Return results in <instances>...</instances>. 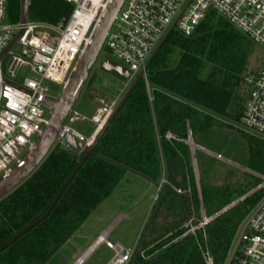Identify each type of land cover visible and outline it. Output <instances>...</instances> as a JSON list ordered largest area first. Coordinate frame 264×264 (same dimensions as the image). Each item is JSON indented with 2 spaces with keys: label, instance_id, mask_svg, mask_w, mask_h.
<instances>
[{
  "label": "trees",
  "instance_id": "trees-1",
  "mask_svg": "<svg viewBox=\"0 0 264 264\" xmlns=\"http://www.w3.org/2000/svg\"><path fill=\"white\" fill-rule=\"evenodd\" d=\"M11 1V0H8ZM12 9L19 19L18 0ZM29 21L65 24L72 6L59 0H28ZM189 37L170 30L154 59L113 118L103 136L67 185L47 218L0 253V264H45L88 216L132 173L161 193L128 264H205L200 247L212 264H223L240 223L255 208L263 191L240 201L207 224L194 237L181 225L198 213V197L190 151L192 140L221 126L240 123L246 97L239 93L252 42L217 13L209 12ZM17 19V20H18ZM245 93V92H244ZM220 122V123H219ZM171 135L173 139H167ZM248 168L264 175V142L249 136ZM27 179L0 200V248L43 217L83 158L79 151L58 146ZM250 187V186H249ZM246 189L200 183L207 217ZM181 192V193H178ZM186 192H189L186 193ZM200 246V247H199Z\"/></svg>",
  "mask_w": 264,
  "mask_h": 264
},
{
  "label": "built area",
  "instance_id": "built-area-1",
  "mask_svg": "<svg viewBox=\"0 0 264 264\" xmlns=\"http://www.w3.org/2000/svg\"><path fill=\"white\" fill-rule=\"evenodd\" d=\"M59 1L71 5L72 12L65 24L53 26L29 21L28 16L24 25L19 20L16 24L7 23L8 2L0 0V55L23 32L0 63V179L34 147L49 118L44 113L45 102L47 98H55L50 94L52 86L61 92L66 85L110 3V0ZM209 12L222 16L264 50V0H124L103 46L119 62L118 66L129 72V78L135 79L141 71L145 72L150 56L174 25L183 36L189 37ZM244 85L248 96L239 124L264 139V62L259 71L247 75ZM117 106V99L102 101L90 118L71 109L53 147L73 151L66 142L68 136L82 148L90 146ZM85 122L92 128L89 136L72 128ZM167 139L173 137L168 135ZM163 183L164 180L155 187L153 204L159 198ZM227 210L207 218L201 209L200 220H196L193 209L190 220L182 228L185 234L195 237ZM98 242L114 253L107 264H128L135 250L127 251L111 243L105 235ZM231 246L223 264H264V196L240 223ZM93 251L88 247L72 264H84ZM200 252L205 264H212L209 252L202 247Z\"/></svg>",
  "mask_w": 264,
  "mask_h": 264
},
{
  "label": "rangeland",
  "instance_id": "rangeland-1",
  "mask_svg": "<svg viewBox=\"0 0 264 264\" xmlns=\"http://www.w3.org/2000/svg\"><path fill=\"white\" fill-rule=\"evenodd\" d=\"M7 2L8 12L5 22L16 24L19 22L16 11L9 9V3L12 2L11 8L14 9L15 2L13 0H7ZM18 4L20 13L19 1ZM28 19L30 20L29 17ZM14 52L17 53V48H14ZM249 54L246 70L243 72V79L248 74L259 71L264 62V50L259 45L252 43ZM97 58L88 76L89 78L78 96L79 98L72 107V111L88 118L93 116L102 101L110 102L117 99L119 105L124 94L135 81L133 78L120 81L108 71L100 69L101 64L106 61L119 65V62L109 55L105 46L102 47ZM7 59H5V65L8 62ZM52 87L53 92L50 94L52 97L57 98L60 89ZM121 90L122 93L120 94ZM240 90V96L244 94L246 97L248 92L245 86H242ZM44 113L48 115L50 113L49 108L46 107ZM221 124V126L200 135L199 141L197 139L192 140L190 132H188L187 139L182 141V143H186L190 151L189 166L193 171L199 210L197 213L193 206L192 209L189 208V217L182 223L181 229L190 220L193 209L195 219L200 220L199 212L203 209L201 190H199L201 182L211 187H232L237 190L239 188L246 189L250 186L244 194H238V192L232 194L230 203L223 209H232L240 201L258 193V191H263L264 196V175L248 168L247 165L250 152L249 136L262 142H264V139L246 131L240 124L235 127H231L225 122H221ZM72 128L85 136H89L92 132L91 126L86 122L74 125ZM155 195L156 189L151 184H145V182L133 183L127 182V179L124 180L101 205L93 210L86 221L75 230L67 239V242L58 248L45 264H72L78 257V253L83 251L87 241L99 231H105L106 229L109 230L106 237L111 243L118 244L127 251H133L144 226L152 214L151 209L154 206L152 198ZM113 255L114 253L111 250L100 244L84 264H105Z\"/></svg>",
  "mask_w": 264,
  "mask_h": 264
},
{
  "label": "water",
  "instance_id": "water-1",
  "mask_svg": "<svg viewBox=\"0 0 264 264\" xmlns=\"http://www.w3.org/2000/svg\"><path fill=\"white\" fill-rule=\"evenodd\" d=\"M20 2V16L19 21L22 25L26 23V18L28 16V0H18ZM124 0H110L108 7L106 8L103 15L100 17V20L96 27L94 28L93 32L90 35V41L88 45L85 47L79 61L75 65L74 70L72 71L71 75L69 76V80L66 85L61 90L60 94L57 98H47L45 104L49 108V118L45 127L40 134V137L36 140L34 147L32 150L25 156L22 161L14 166L11 171L8 173L7 176H4L0 179V200L5 198L9 195V192L14 190L17 186L23 183L29 174H31L38 165L45 159L47 156L46 154L52 149L53 144L57 138V134L61 130L63 125L64 119L66 118L67 113L72 109L75 102L79 98L78 96L83 90L84 85L88 80V76L97 61V57L103 47L105 41V35L107 31L110 29L112 22L114 21L115 15L119 12ZM175 25L172 27L173 30ZM23 32H20L9 44V46L5 49V51L0 55V63L2 57L5 53L17 42V40L21 37ZM165 38L162 42L158 45V48L154 51V53L150 56L148 62H151L155 54L158 52V49L162 46L165 42ZM100 69L108 71L113 77L117 78L118 80L126 81L129 79V72L114 63H109L108 61L103 62L100 66ZM146 69V68H145ZM144 72L141 71L135 78V81L124 94L119 105L116 109L112 112L110 118L105 123L101 131L97 134L98 136L95 138L93 143L90 146H86L82 148L76 140L70 136L66 138V142L73 148L75 151L81 150V154H83V158L78 163L76 168L71 173V176L67 179L65 185L59 191L58 196L52 202L50 207L47 210V213L39 218L37 221L29 225L28 228L23 230L21 233L16 235L12 238L8 243L3 245L0 248V253L2 250L10 246L11 243L21 238L24 234H26L32 227L36 226L38 223L42 222L45 218H47L48 214L50 213L51 209L54 207L55 203L60 199L63 195L64 190L66 189L67 185L71 182L74 176L77 174L79 168L85 162V159L90 155L94 146L99 142L100 138L103 136V132L107 129L113 118L116 114L120 111L122 105L126 102L129 94L133 91L139 81L143 78ZM2 83V79H0V86ZM186 144V143H185ZM82 148V149H81Z\"/></svg>",
  "mask_w": 264,
  "mask_h": 264
},
{
  "label": "crops",
  "instance_id": "crops-1",
  "mask_svg": "<svg viewBox=\"0 0 264 264\" xmlns=\"http://www.w3.org/2000/svg\"><path fill=\"white\" fill-rule=\"evenodd\" d=\"M127 179V182H133V183H143V182H145V184H150V183H147L148 181L147 180H145V179H143V178H140V177H138V176H136V175H134V174H132V173H126L125 175H124V177H123V179H122V181L117 185V186H119L124 180H126ZM144 180V181H143ZM141 181V182H140ZM152 185V184H151ZM150 186V185H149ZM154 186V185H153ZM117 188V187H116ZM154 188H155V186H154ZM190 206H192V205H190ZM108 229H106L105 231H99L97 234H95L90 240H88L87 241V244L84 246V248H83V251L82 252H80V253H78V257L79 256H81L84 252H86L87 251V248L88 247H92V249L94 250L98 245H100V243L98 242V238H100V237H103L104 235L105 236H107V233H108ZM138 242V241H137ZM137 244V243H136ZM135 247H136V245H135ZM134 247V248H135ZM94 252V251H93ZM92 252V253H93ZM91 256V255H90ZM89 256V257H90ZM78 257H76V259L78 258ZM113 257V256H112ZM112 257L109 259V260H107L106 261V263L105 264H107L111 259H112ZM75 259V260H76ZM74 260V261H75ZM73 261V262H74ZM72 262V263H73Z\"/></svg>",
  "mask_w": 264,
  "mask_h": 264
}]
</instances>
